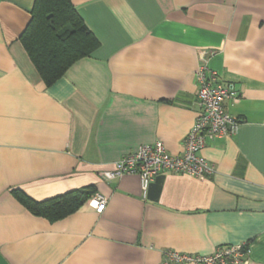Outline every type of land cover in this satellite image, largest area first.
Instances as JSON below:
<instances>
[{
	"label": "crops",
	"instance_id": "1",
	"mask_svg": "<svg viewBox=\"0 0 264 264\" xmlns=\"http://www.w3.org/2000/svg\"><path fill=\"white\" fill-rule=\"evenodd\" d=\"M33 2L0 0V264H159L241 244L264 264V0H72L98 46L50 86L19 41ZM199 67L239 95L223 102L237 131L202 150L215 173L164 171L145 198L137 175L104 179L141 144L181 153ZM90 186L105 209L55 222L11 193Z\"/></svg>",
	"mask_w": 264,
	"mask_h": 264
},
{
	"label": "built area",
	"instance_id": "2",
	"mask_svg": "<svg viewBox=\"0 0 264 264\" xmlns=\"http://www.w3.org/2000/svg\"><path fill=\"white\" fill-rule=\"evenodd\" d=\"M213 80L214 76H206L205 67H199L196 71L200 111L183 138L180 154H170L160 141L141 144L134 152L118 159L114 168L104 174V179L137 175L141 197L145 198L149 184L156 175L164 171L198 179L211 177L215 170L202 155L206 141L233 135L241 123L240 119L230 115L223 106L225 100L236 103L238 93L231 85H221ZM107 203L108 198L101 193H95L86 201L87 206L96 213H101ZM247 252L245 244L218 247L208 255L168 250L159 264H247V259L244 258Z\"/></svg>",
	"mask_w": 264,
	"mask_h": 264
},
{
	"label": "trees",
	"instance_id": "3",
	"mask_svg": "<svg viewBox=\"0 0 264 264\" xmlns=\"http://www.w3.org/2000/svg\"><path fill=\"white\" fill-rule=\"evenodd\" d=\"M19 41L46 86L98 46L75 12L72 0H34ZM11 193L32 215L55 222L75 213L95 190L83 187L43 201H35L20 190Z\"/></svg>",
	"mask_w": 264,
	"mask_h": 264
}]
</instances>
